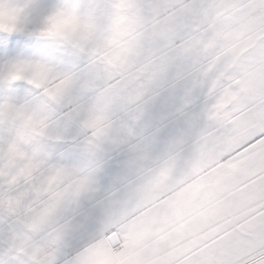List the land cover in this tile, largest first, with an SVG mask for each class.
<instances>
[{"label": "snow or ice", "instance_id": "obj_1", "mask_svg": "<svg viewBox=\"0 0 264 264\" xmlns=\"http://www.w3.org/2000/svg\"><path fill=\"white\" fill-rule=\"evenodd\" d=\"M0 264H264V0H0Z\"/></svg>", "mask_w": 264, "mask_h": 264}]
</instances>
